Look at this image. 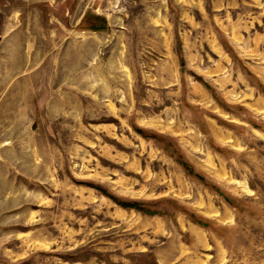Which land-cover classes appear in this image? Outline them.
Returning <instances> with one entry per match:
<instances>
[{
  "label": "rangeland",
  "instance_id": "1",
  "mask_svg": "<svg viewBox=\"0 0 264 264\" xmlns=\"http://www.w3.org/2000/svg\"><path fill=\"white\" fill-rule=\"evenodd\" d=\"M0 264H264V0H0Z\"/></svg>",
  "mask_w": 264,
  "mask_h": 264
},
{
  "label": "trees",
  "instance_id": "2",
  "mask_svg": "<svg viewBox=\"0 0 264 264\" xmlns=\"http://www.w3.org/2000/svg\"><path fill=\"white\" fill-rule=\"evenodd\" d=\"M138 130V132H140V133H142L143 134V132H141V130L140 129H137ZM147 136V135H146ZM151 137H154L155 138V136H153V135H151ZM157 142H160V141H164V140H162V139H159V138H156L155 139ZM163 146V148L166 150V151H168L169 153H171V151H170V149H169V147H167L165 144H163L162 145ZM172 154V153H171ZM178 163L181 165V167H182V169H183V171L185 172V174H187L188 176H190V177H193V178H196V179H198L199 181H201L203 184H205V185H208V182L205 180V178L203 177V175H201V174H199L195 169H194V167L192 166V164L190 163V162H188L187 160H178ZM92 186H94V187H96L101 193H103L104 195H108L109 197H111V198H113L114 199V197L112 196V195H110L109 193H106L103 189H102V187H100V186H95V185H92ZM115 200V199H114ZM227 200H229L230 201V199L228 198ZM115 202H117L120 206H122V207H125V208H135V209H137L138 211H141V212H143V213H146V214H155L156 213V211L155 210H147V209H143V208H141L137 203H135V202H133V203H128V204H126V203H123V202H119V201H116L115 200ZM199 224H202V225H205V223H203L202 221H197Z\"/></svg>",
  "mask_w": 264,
  "mask_h": 264
}]
</instances>
